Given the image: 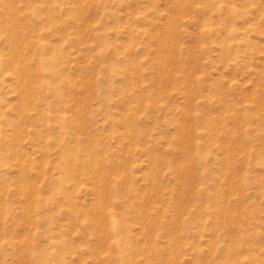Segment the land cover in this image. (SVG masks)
<instances>
[{
	"label": "rangeland",
	"instance_id": "374dc122",
	"mask_svg": "<svg viewBox=\"0 0 264 264\" xmlns=\"http://www.w3.org/2000/svg\"><path fill=\"white\" fill-rule=\"evenodd\" d=\"M0 264H264V0H0Z\"/></svg>",
	"mask_w": 264,
	"mask_h": 264
}]
</instances>
